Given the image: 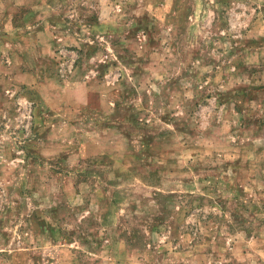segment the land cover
I'll use <instances>...</instances> for the list:
<instances>
[{
    "label": "rangeland",
    "instance_id": "rangeland-1",
    "mask_svg": "<svg viewBox=\"0 0 264 264\" xmlns=\"http://www.w3.org/2000/svg\"><path fill=\"white\" fill-rule=\"evenodd\" d=\"M0 264H264V0H0Z\"/></svg>",
    "mask_w": 264,
    "mask_h": 264
}]
</instances>
